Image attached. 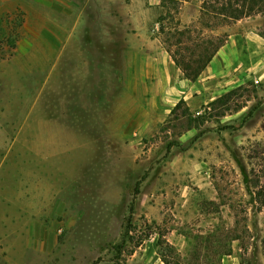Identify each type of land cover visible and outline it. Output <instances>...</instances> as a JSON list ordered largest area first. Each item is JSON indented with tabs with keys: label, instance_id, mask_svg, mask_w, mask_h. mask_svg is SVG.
<instances>
[{
	"label": "rangeland",
	"instance_id": "rangeland-1",
	"mask_svg": "<svg viewBox=\"0 0 264 264\" xmlns=\"http://www.w3.org/2000/svg\"><path fill=\"white\" fill-rule=\"evenodd\" d=\"M216 1L0 0V264H264V78L159 116L131 60L264 38Z\"/></svg>",
	"mask_w": 264,
	"mask_h": 264
},
{
	"label": "crops",
	"instance_id": "crops-1",
	"mask_svg": "<svg viewBox=\"0 0 264 264\" xmlns=\"http://www.w3.org/2000/svg\"><path fill=\"white\" fill-rule=\"evenodd\" d=\"M146 33L135 36L146 38ZM142 46L152 48V52L145 53ZM132 47L138 48L131 57L133 70L139 69L144 78L153 81L149 106L159 116L170 113L181 100L190 112L198 114L209 102L251 80L258 83L264 78V38L247 29L230 34L195 81L186 79L166 50L154 41ZM139 52L142 56L138 58Z\"/></svg>",
	"mask_w": 264,
	"mask_h": 264
},
{
	"label": "trees",
	"instance_id": "trees-1",
	"mask_svg": "<svg viewBox=\"0 0 264 264\" xmlns=\"http://www.w3.org/2000/svg\"><path fill=\"white\" fill-rule=\"evenodd\" d=\"M216 3L220 7H217L214 9L215 13L229 20L238 21L242 19L243 17H248L254 14L264 13V0H217ZM206 4L207 2L205 1L203 3V6H205V8L207 6H209L210 8L211 6L213 7L211 3H209V5H206ZM162 31H163V28L160 27V32ZM221 46L222 44L216 46L213 49L212 53L206 56L203 60L196 61L194 64H198L197 66H193L192 62H185V57L182 58L180 61L176 56L171 55L169 51L167 52L169 53L171 59L173 60L177 68H179L180 71L183 73L184 77L188 80L195 81ZM231 93L232 92H229L226 95L216 99L215 101L212 102V104H215L217 101H222L224 97L229 96ZM182 105H184V101L181 100L171 110V114H173ZM243 175L245 176V178H247L245 173H243ZM247 191L249 193V196L252 198V200H260L259 201L260 203L254 207L257 211H261L264 208V187H261L259 190L255 191V193H252L251 191H249V187H247ZM162 240H163L162 235H159V239L157 241V247L159 248L158 255L161 258V261L163 262V264H172L167 259V256H169L171 252L173 251L172 246L169 245L166 241H162Z\"/></svg>",
	"mask_w": 264,
	"mask_h": 264
}]
</instances>
